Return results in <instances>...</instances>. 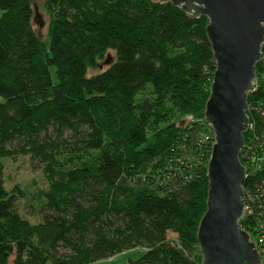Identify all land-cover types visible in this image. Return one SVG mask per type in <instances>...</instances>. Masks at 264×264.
<instances>
[{"label":"trees","instance_id":"obj_1","mask_svg":"<svg viewBox=\"0 0 264 264\" xmlns=\"http://www.w3.org/2000/svg\"><path fill=\"white\" fill-rule=\"evenodd\" d=\"M33 1L0 0V264H97L133 250L125 264H202L213 131L195 166L176 157L182 142L199 148L208 125V19L160 0H47L44 42ZM256 74L241 225L264 264V46ZM20 156L45 187H6L4 161Z\"/></svg>","mask_w":264,"mask_h":264},{"label":"water","instance_id":"obj_2","mask_svg":"<svg viewBox=\"0 0 264 264\" xmlns=\"http://www.w3.org/2000/svg\"><path fill=\"white\" fill-rule=\"evenodd\" d=\"M160 1L208 19L207 36L217 65L205 110L214 145L208 163L207 210L197 233L202 264H262L256 244L241 225L248 174L240 154L250 126L248 97L258 83L257 65L263 60L264 0ZM38 18L35 21L42 26Z\"/></svg>","mask_w":264,"mask_h":264},{"label":"rangeland","instance_id":"obj_3","mask_svg":"<svg viewBox=\"0 0 264 264\" xmlns=\"http://www.w3.org/2000/svg\"><path fill=\"white\" fill-rule=\"evenodd\" d=\"M46 1L47 0H35V1H33V4H34V23H33L34 30H35L36 34L38 35V37L44 42L48 41L49 28H50V24L52 21L51 14L47 10L46 5H45ZM37 15L40 16V18H38V20H40V22L42 23V26L39 22L35 21ZM4 57H5V52L2 49H0V63L4 60ZM109 58L113 62L114 61V54H112V53L107 54L105 60L101 63V65H102L101 68L98 67L97 70L91 72L90 75L94 74V73L101 72L104 69H106V67H108V65H106L105 62ZM153 94H154V91H152V89L149 88L144 93L139 94L137 96V100L141 101L143 98L150 97ZM176 117L177 116H175L173 118V120H175ZM183 120H181L180 118L179 119L177 118L176 124L181 123L182 126H184V128H187V127L190 128V127H193L194 123H196L191 118H185ZM199 125H201V122ZM204 128H205L203 131L204 138L202 137L203 139H200V143L198 144L199 148H195V146L189 144L188 142L187 143L182 142L179 145V150L177 152V154H179V155L176 157L179 162L185 161L184 158L188 157V160H190V161L192 160L191 161L192 166L193 165L195 166L193 156L197 155V157H198V155H200L202 153H203V155L205 154L204 152L207 151V145L210 144V141H211L209 139L212 137V133H211L212 128L210 125H206V126H204ZM204 133H205V135H204ZM206 141L208 142V144ZM188 160H186V161H188ZM240 161H241V158H240ZM159 162L160 161H158V160L154 161L151 164V167H157L156 164L157 163L159 164ZM4 167H5V171H4L5 185L8 189H11L15 185L18 184L21 186V188L26 189V190L30 191L31 193H34L39 188H43L46 186V180L44 179V175H43L42 171L35 172L32 169L30 158L27 156H20V157H17L16 159L5 160L4 161ZM21 212L24 215V217H26L30 221H32V222L37 221L35 217L28 216L26 214V209L24 208L23 205L21 207ZM246 213H247V207H246ZM141 253H142V251H140V250H133V251H129L127 253H124L122 255H119L117 257L111 258L107 261L99 262L97 264H125L127 262L128 258L136 257V256L140 255ZM261 257H262V255H261ZM262 264H263V259H262Z\"/></svg>","mask_w":264,"mask_h":264},{"label":"bare ground","instance_id":"obj_4","mask_svg":"<svg viewBox=\"0 0 264 264\" xmlns=\"http://www.w3.org/2000/svg\"><path fill=\"white\" fill-rule=\"evenodd\" d=\"M244 189V188H243Z\"/></svg>","mask_w":264,"mask_h":264},{"label":"built area","instance_id":"obj_5","mask_svg":"<svg viewBox=\"0 0 264 264\" xmlns=\"http://www.w3.org/2000/svg\"><path fill=\"white\" fill-rule=\"evenodd\" d=\"M246 216V215H245Z\"/></svg>","mask_w":264,"mask_h":264}]
</instances>
